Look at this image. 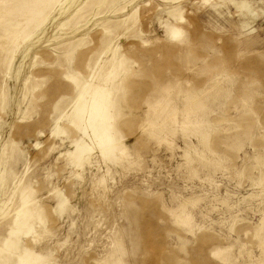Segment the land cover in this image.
<instances>
[{
    "label": "rangeland",
    "instance_id": "obj_1",
    "mask_svg": "<svg viewBox=\"0 0 264 264\" xmlns=\"http://www.w3.org/2000/svg\"><path fill=\"white\" fill-rule=\"evenodd\" d=\"M19 23L33 34L15 43ZM120 34L117 159L95 147L81 170L68 157L84 136L67 119L76 91L64 74L88 80ZM0 94V204L11 213L24 193L42 219L17 252L41 264H264V0H0ZM148 117L167 129H143Z\"/></svg>",
    "mask_w": 264,
    "mask_h": 264
},
{
    "label": "bare ground",
    "instance_id": "obj_2",
    "mask_svg": "<svg viewBox=\"0 0 264 264\" xmlns=\"http://www.w3.org/2000/svg\"><path fill=\"white\" fill-rule=\"evenodd\" d=\"M243 4H244V7H248V5H250V3H248V2H243ZM136 13L137 12H134L132 14L131 18L135 17ZM171 15H169V16H171ZM173 15L176 16L175 19L177 17L180 20L183 19V16L181 13L175 12V13H173ZM172 17H174V16H172ZM34 18H35V16H34ZM24 19H25V17H24ZM24 19H23V21H24ZM45 22H46V19H44L41 22V24H44ZM126 24L127 23H124L123 25H126ZM11 25H13V24H11ZM14 25H16V23ZM24 26L25 25L23 23L17 24L18 31H17V34H15L13 37V41L15 43L18 42L19 39H27L28 40L31 38L33 32H26L27 34H22V32H23L22 30H27L26 28H24ZM8 28H10V27H8ZM15 29H16V27H15ZM106 29L107 30H106V33L104 36L107 38L112 37L115 33V30H116L113 26L106 28ZM167 29H168V33L170 35V37H169L170 39L171 38H173V39L178 38V40H179V38L180 39L183 38L182 37V30L180 28H178L176 26H172L170 28V26H169V28H167ZM124 35H126V34H120L118 37H115L113 40H111V43L109 45H103L102 48H100L96 52V55L94 56V57H96V61H94L93 72H92V75H90V77L88 78V80L84 79L82 77V75L78 72L73 73L71 71H67L64 74V76L67 79H69L72 82V84H74L75 91H76V96L74 97V101H73V105H72V113L70 116L68 115L67 119L69 120L68 121L69 124H72L73 127L74 126L77 127V129L82 132V134H83L82 136H84L83 139L75 141V145H74L75 149L73 152H71L69 154L70 156H68V157H71V159L75 160L76 161L75 163L77 164V166L79 168H81V170L86 164H91L90 163V154H91V152L93 153V150L95 147H97L100 150L102 157L104 159L113 158L115 155L114 150L117 148V146H116V148L114 147L115 149L113 148V144L111 142L112 136L110 134L111 128L113 126L112 125L113 124L112 123L113 122V116H112V110H111V108H112L111 89L109 88V84L116 83V79L119 77L120 73L123 70L125 71V69L128 66V63H129V60L127 59V57L125 55L119 54L120 44H118V41H119V38H121ZM77 43H79V42H77ZM74 44H71L69 47H71ZM15 52H12V54ZM109 52H111L112 56L108 59H103L102 58L103 55H106ZM89 61H91V59ZM88 67H89V65H88ZM217 85H216V87L219 86V85L218 86ZM194 94H193V92L188 94V96H187V100H188L187 103L188 104H192V103L195 104V102H194L195 99L193 97ZM2 98L5 99V95H4V97L2 96ZM112 98H113V95H112ZM4 99L0 103L1 106L4 104V101H6ZM164 101L166 102L165 106H169L170 111L168 113H172V114L177 113L178 107L176 104V100L174 98H169V95H166V98H164ZM58 105H59V103L55 106L56 108H54V110L55 109L58 110V113H59V110L61 107L59 108ZM57 106H58V108H57ZM191 107H193V106H191ZM189 109H190V107H189ZM188 111H191V110H188ZM59 114H58V117H55L56 126H55L53 131L57 134L63 135L64 131L59 126V122L62 121L64 118H66V115L64 114V112H61ZM159 117H161V115ZM67 119H65V120H67ZM152 119L154 120V117L153 118L148 117V122H151V123L146 124V126H144L143 129H145L146 127H149L152 130L151 133H153L155 135L160 134L167 129V125L165 124V122H163V120L161 123L154 124L152 122ZM161 119H163V118H161ZM114 132H113V135H114ZM195 133L198 134L199 136H201L202 140H205L209 137L208 133L203 128L196 130ZM85 138H89L92 141L91 142L89 140L90 143H92V146H90L84 140ZM115 141H118V140H115ZM116 151H117V149H116ZM115 159H117V158H115ZM0 180H1L0 185L2 188V196H6L8 193V191H7L8 176H6V174H3L1 176ZM18 188H19V186L16 188V191L14 193H16L18 191ZM63 198H61L60 200H63ZM64 200H65V198H64ZM8 208H9V202H2L0 204L1 216H3V218H4V217H7L9 215L7 225L5 226V231L0 232V264H12L11 263L12 258L5 256V253H6L5 251L11 250V251L17 252L22 238L32 235L34 230H35V224H33V222H32L33 219L35 217L37 219V217L41 216L37 206L34 203L32 204V202L28 201V197L24 193L21 194V202H20V206L18 208H15L11 213L8 212ZM60 208L63 209V203H62V205H60ZM63 212H64V210L61 211V214H63ZM38 220L40 222H42V219L40 217ZM34 223H36V222H34ZM113 240H115V239H113ZM261 247L264 250V243L261 244ZM22 249H20V250H22ZM19 251L17 253H15L16 256L18 257L17 259L19 261V264H41L39 261L40 259L38 257L39 255L36 256L34 253L29 252V251H26V253L23 255L22 253H19ZM24 251H25V249H24ZM15 261H16V259H15ZM13 263L15 264V262H13Z\"/></svg>",
    "mask_w": 264,
    "mask_h": 264
}]
</instances>
